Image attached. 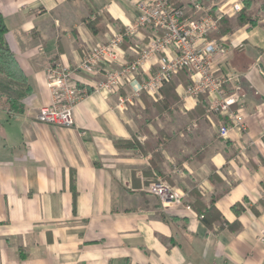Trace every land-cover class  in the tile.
Returning <instances> with one entry per match:
<instances>
[{"label": "crops", "instance_id": "crops-1", "mask_svg": "<svg viewBox=\"0 0 264 264\" xmlns=\"http://www.w3.org/2000/svg\"><path fill=\"white\" fill-rule=\"evenodd\" d=\"M139 1L0 0L6 43L33 89L22 114L0 107V264H264V11L255 26L210 35L226 50L220 73L241 77L245 100L247 130L223 138L230 119L210 111L207 95L186 94L189 72L191 85L176 76L169 101L167 84L153 97L130 86L106 94L93 87L107 67L95 77L76 73L92 47L125 33ZM202 2L229 18L245 7L243 0ZM153 34L126 36L121 63L140 59ZM156 58L144 63L140 83L157 71ZM58 64L90 90L74 108L73 127L37 120L53 103L47 70ZM157 178L184 194L182 205H163L147 192ZM193 190L206 205L220 195L216 208L240 231L208 228Z\"/></svg>", "mask_w": 264, "mask_h": 264}, {"label": "built area", "instance_id": "built-area-1", "mask_svg": "<svg viewBox=\"0 0 264 264\" xmlns=\"http://www.w3.org/2000/svg\"><path fill=\"white\" fill-rule=\"evenodd\" d=\"M137 5L139 16L125 26V33L114 35L107 43L92 47L80 61L76 73L95 77L105 66L108 68L106 75L104 80L94 85L95 92L116 94L123 87L130 86L136 94L146 92L153 97L186 70L192 79L186 94L192 97L207 95L210 111L220 112L230 119L232 126H223L221 137H228L232 130L245 132L247 125L243 112L245 100L240 91L241 77L220 73L217 62L226 55V50L220 42L210 40L225 12L219 9L217 13H212V8L203 2L179 6L172 0H140ZM198 13L200 16H194ZM144 29H150L154 34L140 59L121 63V45L125 37L135 36ZM153 57H157L158 69L140 83V70ZM47 86L53 103L40 109L37 120L50 126L73 127L74 108L90 90L82 86L74 71L60 64L47 70ZM147 192L163 205H182L185 198L162 178L155 179ZM186 208L190 209L189 206ZM261 240L264 243V237Z\"/></svg>", "mask_w": 264, "mask_h": 264}, {"label": "trees", "instance_id": "trees-1", "mask_svg": "<svg viewBox=\"0 0 264 264\" xmlns=\"http://www.w3.org/2000/svg\"><path fill=\"white\" fill-rule=\"evenodd\" d=\"M245 7L238 12L233 18L223 17L218 22V33L214 34L215 37H223L228 34H232L236 29L245 27L246 25L255 26L258 23V15L261 10L264 11V0H243ZM197 2H202L196 1ZM191 3L189 5H193ZM254 4L259 5V7L254 8ZM7 26L4 21V17L0 11V107L10 114H22L25 110L23 100L30 96L33 92L32 86L29 82L28 77L25 75L17 58L13 51L10 49L5 40V34L7 33ZM180 81L186 86L191 85V81L188 78L187 71H181L177 75ZM169 86L166 89V98L169 101L170 97H175V84L171 81L167 83ZM201 104L198 105L197 113L203 114L205 112V97H201ZM170 103V102H168ZM116 147H130L133 149L141 148L138 143H130L125 141H116ZM193 197L196 199L193 204L194 208L202 214V220L208 228H212L216 223H219L222 228H228L232 232L240 231L241 224L238 221L234 223H229L225 220L223 215L216 208L215 203L220 198V195L213 197L209 204H204L201 196L198 192L192 191ZM76 196V193H75ZM234 209L237 214L243 211L241 204H237Z\"/></svg>", "mask_w": 264, "mask_h": 264}]
</instances>
